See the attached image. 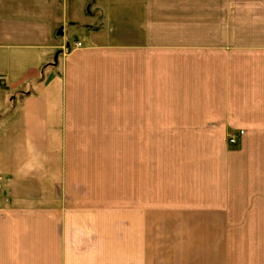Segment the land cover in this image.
<instances>
[{
	"label": "crops",
	"instance_id": "0c3cea01",
	"mask_svg": "<svg viewBox=\"0 0 264 264\" xmlns=\"http://www.w3.org/2000/svg\"><path fill=\"white\" fill-rule=\"evenodd\" d=\"M0 264H264V0H0Z\"/></svg>",
	"mask_w": 264,
	"mask_h": 264
},
{
	"label": "rangeland",
	"instance_id": "374dc122",
	"mask_svg": "<svg viewBox=\"0 0 264 264\" xmlns=\"http://www.w3.org/2000/svg\"><path fill=\"white\" fill-rule=\"evenodd\" d=\"M74 4H75L74 2L68 4L69 8H70V6L72 7L71 8L72 12L70 11L69 12L70 15L68 16V18H66V23H65L66 24V28H70V25H72V24L78 25L79 21L82 22L83 20L87 19V17H84L85 14L88 15L89 13H92V11H90L92 9V7H91L92 6V2H83L82 3L83 5H81L82 8L80 7L79 3H76L75 5ZM79 7L82 10L79 9ZM74 15H76V16H74ZM58 21L61 22V18H58ZM90 21H91V19H90ZM62 28H63L62 25H59L58 28L55 30V34H56L55 37L58 40L62 39L61 35L60 36L57 35V32L59 31V29H61V31H62ZM62 33H63V31H62Z\"/></svg>",
	"mask_w": 264,
	"mask_h": 264
},
{
	"label": "built area",
	"instance_id": "2783aa9c",
	"mask_svg": "<svg viewBox=\"0 0 264 264\" xmlns=\"http://www.w3.org/2000/svg\"><path fill=\"white\" fill-rule=\"evenodd\" d=\"M78 46H80L79 43L76 44V47H78ZM235 142H236V140H235L234 137H230V138L228 139V143H229L230 145L235 144Z\"/></svg>",
	"mask_w": 264,
	"mask_h": 264
},
{
	"label": "water",
	"instance_id": "95a60500",
	"mask_svg": "<svg viewBox=\"0 0 264 264\" xmlns=\"http://www.w3.org/2000/svg\"><path fill=\"white\" fill-rule=\"evenodd\" d=\"M57 35H62V31H61V29H59V31L57 32Z\"/></svg>",
	"mask_w": 264,
	"mask_h": 264
}]
</instances>
